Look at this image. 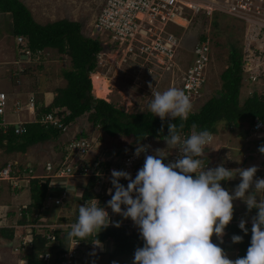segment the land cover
Returning a JSON list of instances; mask_svg holds the SVG:
<instances>
[{
  "label": "rangeland",
  "instance_id": "rangeland-1",
  "mask_svg": "<svg viewBox=\"0 0 264 264\" xmlns=\"http://www.w3.org/2000/svg\"><path fill=\"white\" fill-rule=\"evenodd\" d=\"M20 1L26 4V6L30 9L33 18L39 23H46L48 21L67 18L81 22L83 25L82 31L85 36H91L94 32L100 31V29L95 26V19L96 14L100 12L103 0ZM215 15H217L219 21L216 16H213L212 22L211 18H194L192 25L188 26L185 32L183 31L184 37L181 42V47L177 48L173 58L171 60H167L166 62H157L154 59L147 58L146 54L143 53L139 55L129 54L120 47L115 49H106L104 52H99L97 67L92 72L97 71L100 74L101 82L97 86L91 84L92 92L96 97H103L105 101L112 102L115 107H122L124 111L135 112L147 109L146 105L151 97V90L148 87L149 83H151L158 91H164L170 86L180 88L183 70L191 60V48L195 41L199 39V34L204 33L210 39L212 57L206 67L207 77L205 86L203 87V95L201 98L196 100V102L191 100L195 109V107L199 106V104L208 99L221 86L220 74L229 64L227 61L228 52L226 46L232 45L237 48L243 47V50L244 45L247 46V40L244 37V30L247 23L228 15L219 13H215ZM213 19H215L217 24L213 22ZM10 21L11 17L8 12L0 14V90L6 91L8 96L6 115L9 110V106L11 107V98L14 97V102L12 103L13 107L17 100L20 106L18 96L15 97L16 93H13L14 90H12L16 85L19 86L18 93L20 92L24 95L22 101H25L27 97L33 96L35 98V103L37 104V109H39L41 106H46L48 103H51L52 98L48 99L47 97H44L43 93H39V90L36 92L35 88L38 85H41V88H43L46 83L48 84L50 81L52 83L54 76L61 77L63 69L71 68L70 57L67 54H59L56 49L49 47L44 48L41 53L32 60L28 57H23V59L26 60L22 59L20 62L19 56H17V59L19 60L18 64L15 59L16 52L14 49L16 37L9 33ZM180 24L182 23L180 22ZM184 24L186 26L188 22H185ZM230 24L233 25V28H231ZM100 38V40L106 44L113 42V38L108 37V34L104 31L101 32ZM243 53V83L240 86L241 100H245L247 96H251L254 92L261 93V86L264 78L262 76L257 79L251 78V76H254L256 72V57L259 53L254 52L253 60L249 63L246 62L245 55L247 58H250L247 54L252 52L243 51ZM22 69L26 74V78L21 81L20 86V75ZM66 84L67 82L63 78L58 82V85L54 86L53 89L57 86L63 88ZM48 85L51 87L52 84ZM30 93L34 95H30ZM54 94L55 93L53 91L52 97ZM29 100L30 99H27L23 103L24 106L29 102ZM13 109L16 108L14 107ZM16 110L17 112L11 111L20 115V107ZM33 110H36L35 105L33 106ZM11 111H9L10 115L12 113ZM87 116V112L80 115L74 119V121L70 122L68 128V134L71 138L76 137L78 139L81 138L82 140H78L74 143H68L67 137L59 136L56 138H50L52 141L49 142L51 145L56 144V150L59 154L62 152L68 153L69 150L67 148L74 149L70 154V158L67 160L69 165H73L78 159H80L84 161L85 166H87V164H91V162H93V165L96 166L99 163V160H96V156L103 155V158H101L103 165L99 170V179L95 180L96 182L89 189V192L91 193L92 198L97 199L100 202V205L103 204V207H106V203L111 197L107 194V190L112 187L110 183L111 170L115 169L127 171L133 178L135 173H137L130 165L133 158L128 159V164L125 163V157L119 154L120 148L117 146L121 143L120 147L125 149L128 147V142L129 140L131 141L132 136H110L99 126H94L92 122H89ZM10 121V124L15 123L13 120ZM242 125V128L237 129V131H235V129L230 130L226 126L218 128V130L214 132L215 135L213 134L214 140L210 145L211 149H209V151L212 150V154H208V151V155H204L202 159H207L205 161L207 167H215L220 163H223L224 166L229 169L248 168L255 165L258 166L259 169L256 173V177L264 178V164L261 156L254 148L255 141L260 139L264 132L262 133L260 130L252 132L253 125H250L248 122H244ZM244 130H248L247 133H244ZM58 138L59 141L57 143ZM149 143L152 149H164L165 152L172 153V148H167L164 140L150 139L147 141V144ZM46 146L48 149L50 148L51 152V147L49 145ZM115 150L117 152H115ZM59 154L58 156H60ZM18 155L19 153L7 152L0 146V161L4 160L6 162L11 157L17 160ZM54 158L56 160V155ZM260 172L263 173V175H259ZM75 174L76 173H68L65 176L68 182H70V185L61 183L59 187H54L52 189L55 193L59 194L66 192L65 195H68L66 198H70L73 201V204L71 202V205L69 206V212L65 213L68 215V219H70L68 221L70 223H68V225H58L57 216L60 211L57 209L59 206L53 204L54 200L49 203L48 207L46 206L43 209L45 221L53 227L57 237L64 239V243H56L57 245H55L52 257L59 255L63 249H70L75 246L74 241L72 238H68L67 233L70 230L69 225L75 222L72 219L77 217L78 208L83 203H76V201L74 203L72 196H69L71 192L70 186L75 182L78 184H84L87 180L86 177L79 178L80 180L75 179ZM84 175L88 176V174ZM231 181L240 182L239 177ZM228 182L230 181H222L221 185H227ZM119 183L126 187L128 181L121 179ZM232 183L236 184L235 182ZM227 189L231 192L234 188ZM257 195L259 199H264V193H258ZM84 199L86 201L87 198ZM233 203L234 213L237 218L234 222L239 224L241 218H243L248 221V223H246L247 225H251L250 218L256 215L257 210L252 209L251 212H248L246 205L241 200H236ZM106 211H108L111 220L114 221L116 219V214H113L110 208H106ZM26 213H22L21 215L25 217L27 216ZM118 218L122 217L118 215ZM118 218L115 221H119L121 224L132 222L130 219L122 218L120 221ZM26 229L28 228L26 227ZM214 238L216 237L213 236L212 239ZM83 244L86 245L82 246ZM101 244L102 248L94 247L92 243L85 242L78 245L81 251H84L85 247L88 251L89 249L92 250L91 253L94 255V260L91 261L89 256L91 253H89L88 264H113V262H115V264H132L133 258L130 256L112 255L111 252L113 249V242L111 239H107L106 241L101 242ZM226 253L230 259H235L237 249ZM80 257L82 260L85 259L84 255H81ZM6 259L8 258L5 257L4 260Z\"/></svg>",
  "mask_w": 264,
  "mask_h": 264
},
{
  "label": "clouds",
  "instance_id": "clouds-1",
  "mask_svg": "<svg viewBox=\"0 0 264 264\" xmlns=\"http://www.w3.org/2000/svg\"><path fill=\"white\" fill-rule=\"evenodd\" d=\"M148 87L151 90V97L146 107L151 113L158 116L161 121L166 118L173 121L177 117L181 121L187 120L193 105L182 89L170 86L164 91H158L151 83ZM35 106L36 110L29 111L34 115L32 122L37 121L44 126L60 129L59 136L67 137L68 143L82 140L69 136L70 123L62 122V116L55 109L41 113L37 118L36 103ZM256 123L261 125L257 129L252 127V132L260 130L263 133V123L256 120L253 126ZM167 128L168 134L164 141L167 148H172V153H167L164 149H152L150 143L137 142L136 146L128 145L125 149L119 147L121 154L127 150L135 151L136 163L133 169L137 173L133 178L127 171L111 170L112 187L107 190V194L111 197L106 207H102L103 204L100 205L95 198L86 199V202L85 199L80 198L82 203H85L79 206L78 217L69 225L70 230L67 233L68 238H73L77 246L73 261L79 260L81 264L80 256L84 255L79 252L78 245H81L79 241L86 240L90 236L96 237L110 224L117 228L121 226V222L111 220L106 211V208H110L113 214L130 219L138 228L140 238L144 242L142 247L135 249L132 264H264V199H259L257 195L264 193V178L256 177L258 166L229 169L220 163L215 167H207L202 158L204 155L211 154L212 150L209 151V149L214 140V132L211 133L207 129L197 131L193 127L192 131H189V136L182 138L185 136V132L182 133L183 123L177 125L170 122ZM159 131H163V125ZM146 137L147 135L141 140ZM147 140H150V137ZM67 149L69 152H62L65 157L56 165L50 161L45 163V176L42 178L52 181L57 169L62 166L61 163L64 160L67 161L74 150ZM258 150L264 154V146L259 147ZM174 151L178 153L177 158L165 163L168 155L174 154ZM77 161L84 163L80 159ZM48 164L51 165L50 169H47ZM4 169H7V173H3ZM13 170L12 165H7L1 168L0 173L4 177L20 179V170ZM26 170L31 171L33 168L28 167ZM26 170L22 172V180L34 177L33 172L30 174ZM78 171L80 172L79 167L72 174L76 173V177L84 176ZM24 175L26 178L23 177ZM237 177L240 182L231 192L221 185L222 181H231ZM121 179L128 181L126 187L119 183ZM94 180H96L95 176ZM80 190L83 191V187ZM62 194L67 207L65 192L55 197ZM81 195L83 196L82 193ZM236 200H241L248 212L252 209H256L257 212L250 218L251 240L246 254L243 257L230 259L220 245L224 243L225 228L233 219V202ZM246 223L248 221L241 218L238 224L245 235L249 231ZM213 236L218 243L212 241ZM231 241L233 244L241 243L243 236L232 235ZM93 242L91 243L94 247L102 248L98 239ZM30 243L31 241L21 243L20 247ZM45 251L50 252L48 247ZM91 252L92 250L89 249L88 253ZM84 261H87L86 257Z\"/></svg>",
  "mask_w": 264,
  "mask_h": 264
},
{
  "label": "trees",
  "instance_id": "trees-1",
  "mask_svg": "<svg viewBox=\"0 0 264 264\" xmlns=\"http://www.w3.org/2000/svg\"><path fill=\"white\" fill-rule=\"evenodd\" d=\"M9 13L11 21L9 24V33L14 36H20V51L19 60L23 57H28L31 60L36 58L44 48H54L59 54H67L70 57L71 68L63 69L62 75L67 84L63 88H56L55 95L51 103L46 106H41L37 110V118L41 113L50 112L55 109L62 116L64 123H70L80 115L88 113L87 119L92 122L94 126H99L105 133L110 136L117 137V135H125L126 137L132 136L129 140V146H136L137 142L147 143L146 138L141 140L144 136H149L150 139L164 140L168 134V123H175L179 125L184 124L182 133L185 132V138L189 136L193 127L197 131L204 129L209 130L211 133L215 132L216 125L223 123L230 130L241 129L244 122L253 125L256 120H260L264 126V97L262 94L254 92L251 96H247L245 100H241L240 86L243 83L242 75L243 68L242 62L244 58L243 47L237 48L229 45L228 52V66L220 74L221 86L214 92L208 99L203 101L199 106L192 108L187 120L181 121L179 117L173 121L167 118L164 121L158 116H155L148 109L138 110L135 112L124 111L122 107H115L112 102H107L103 97H95L92 93L91 77L92 72L97 67L98 53L106 51V49H114L112 44H104L98 33H93L91 36H85L82 28L83 25L77 20H70L62 18L46 23H39L34 18L30 9L20 0H0V14ZM217 20L219 21L217 15ZM212 16V18H213ZM211 18V22H212ZM213 22L217 24L215 19ZM231 28L233 25L230 24ZM178 33L183 34V31L188 28L175 27ZM231 32V31H230ZM184 37V34H183ZM198 38L204 40L206 34L200 33ZM26 60V59H23ZM90 73V74H89ZM21 74H25L22 69ZM26 75V74H25ZM103 98V99H101ZM196 102V101H194ZM194 109V110H193ZM39 114V115H38ZM25 127V132L17 134L14 132L15 126H8L5 132L0 128V146L7 152L21 151L24 152L28 146L37 142L45 141L49 138H56L60 135V129L53 126H44L41 123L30 122L21 124ZM163 125V131H159ZM248 130H244L247 133ZM264 132V128H263ZM121 137V136H120ZM120 139V138H118ZM3 140H6L4 143ZM121 143L117 146L120 147ZM254 146V145H253ZM264 146V134L260 139L255 141V151L261 156L264 164V154L259 152V147ZM253 151V150H252ZM176 153V151H174ZM103 155H97L96 160L99 163L94 166L93 162L87 164L93 172L99 171L103 165ZM168 157L164 161L168 162ZM79 169L85 166L83 162H79ZM31 167L29 165L24 166ZM134 168V167H133ZM30 174L34 170H26ZM263 175V173H259ZM83 184L84 198H91L89 189L93 186L95 180L93 175H89ZM30 194L31 203L30 208L37 213L46 207L47 200V186L48 178H30ZM235 182L236 184L232 183ZM232 183V184H231ZM239 182L230 181L226 188H234ZM69 205L68 202H65ZM30 210L26 208V210ZM24 210V209H23ZM24 210L23 213H26ZM27 215V214H26ZM22 217H24L22 215ZM38 216L34 217L36 220ZM78 217V216H77ZM77 217L72 220L76 221ZM39 218V217H38ZM117 219V218H116ZM120 221L122 218H118ZM58 221L68 220L66 217L58 216ZM237 220L236 214H233L232 221L225 228V235L223 237L224 243L220 245L225 252L237 249L235 258L243 257L246 254L247 248L250 246L251 240V225L246 227L249 229L248 234L245 235L234 222ZM20 221H24L20 220ZM121 224V223H120ZM232 235L243 236V241L238 244H233L231 241ZM13 233L8 234L12 238ZM46 234H33V240L24 249V258L27 259V264H45L46 262L40 256L41 252L48 248L55 247L56 241L49 240ZM98 239L104 242L111 239L113 242L112 255H125L134 258V251L137 247L143 246V240L140 238L138 228L131 223L121 224L120 227L110 226L103 229L99 234L90 236L86 240H81L85 243H91ZM59 242V237L56 236ZM61 240V239H60ZM55 244L53 245V242ZM214 243H218L217 239H212ZM61 242V241H60ZM49 251H51L49 249ZM81 259V257H80ZM61 256L56 259V264H59ZM84 260H81L83 263Z\"/></svg>",
  "mask_w": 264,
  "mask_h": 264
},
{
  "label": "built area",
  "instance_id": "built-area-1",
  "mask_svg": "<svg viewBox=\"0 0 264 264\" xmlns=\"http://www.w3.org/2000/svg\"><path fill=\"white\" fill-rule=\"evenodd\" d=\"M215 13L228 15L247 23L244 30L247 46L244 45V51H251L252 53L247 54L250 58L245 55V59L249 63L253 60L254 52H258L255 65L256 72L251 78L264 77V0H103L100 12L96 14L95 19V26L100 31L94 33L101 35L102 31L106 32L108 37L113 38V42L109 44H112L114 49L120 47L129 54L139 55L143 53L146 54L147 58L161 63L171 60L176 49L181 47L183 34L178 33L175 27H182L183 25L175 20L176 16L185 19L188 21L187 26H191L194 18H212ZM20 41V36H17L15 46H18L19 51ZM211 53V42L207 35L204 40H196L191 48V60L183 70L180 87L190 100L203 95V87L207 77L206 67L211 60ZM261 94L264 97V78ZM29 99L28 110L33 111L35 98L31 96ZM7 104V93L0 90V126H7L9 123L3 118ZM14 107L19 109L20 106L17 101ZM16 109L15 111H17ZM260 125V123L254 124L253 129L259 128ZM25 130V127L20 123L14 127V132L17 134L25 132ZM115 152L117 151L115 150ZM134 152L127 150L123 154L119 153L125 157V163L128 162V159L133 158L130 164L132 168L134 167L133 164L136 163V157L133 156ZM177 155L178 153L168 155V161H174ZM68 163L66 160L61 163L62 166L57 169L56 176L64 177L68 173L78 170V161L73 165ZM50 168L51 165L48 164L47 169ZM3 173H7V169H4ZM78 173L81 175L88 174V176L94 174L96 180L99 179V171L94 173L88 166H84ZM63 199L64 194L53 197L55 203L65 207ZM117 217L118 215L115 216V218ZM46 237L49 240L56 238L53 234H47ZM76 249L77 246H73L69 251L64 252L59 264H71ZM42 257L49 259L45 255Z\"/></svg>",
  "mask_w": 264,
  "mask_h": 264
},
{
  "label": "crops",
  "instance_id": "crops-1",
  "mask_svg": "<svg viewBox=\"0 0 264 264\" xmlns=\"http://www.w3.org/2000/svg\"><path fill=\"white\" fill-rule=\"evenodd\" d=\"M16 47V48H15ZM15 59L17 60V56H19V49L17 46H15ZM19 64V60L16 61ZM92 73V72H91ZM20 86H21V81L25 80V74H21L20 75ZM63 79V77H56L54 76L53 81L51 83L48 84H52L51 87L46 83L43 88H41V85H38L35 90L36 92L39 90V93H43L44 97L52 98V94L53 91L55 93V89L59 88L60 86H57L54 88V86L58 85V82L61 81ZM58 81V82H57ZM66 81V80H65ZM67 82V81H66ZM47 88H51V89H47ZM12 90L13 93H16L15 97L18 96V99L20 101V115L18 113H13L17 112L15 111V109H13V105L12 103L14 102L13 98H11L10 100V104L11 107L9 106V110L7 112V115H4L3 118H5L9 123L5 128H2V132L6 131V128L10 125L14 126L16 124H18L19 122H25V123H30L32 122V120L34 119V115L31 114L29 112V110L26 111L27 109V105L28 103L24 106V102L29 99V97L26 98V100L22 101V99L24 98V95H22L23 93H20L19 96V86L16 85L15 88H13ZM20 91H21V87H20ZM92 91V90H91ZM93 93V92H92ZM9 94V93H8ZM94 94V93H93ZM10 95V94H9ZM29 95V93H28ZM30 95H34L31 94ZM42 95V96H43ZM51 100V101H52ZM50 101V102H51ZM49 104V103H48ZM47 104V105H48ZM37 105V104H36ZM12 110V111H11ZM9 111H11V115L9 114ZM37 115V112L36 114ZM10 120L15 121V123L10 124ZM221 126H223V123H219L218 125H216V129L218 130V128H221ZM216 130V131H217ZM235 131H237V129H235ZM215 135V133H214ZM49 141L52 140H46L43 142H37L31 146H28L26 148V150L24 152L21 151H12L13 153H19V155L17 156V160L14 159L13 157H11L10 159H8L6 162L4 160L0 161V170L1 168H4L7 165H12L14 167L13 171H16L17 169L20 170V179H18V177H4L2 176L0 173V238L1 239H5V241L8 243L7 245H2L0 246V264H27V259L24 258L23 254H24V249L26 246L20 247L21 243H25L27 241H32L33 240V234H53L55 235V232L53 230V227L51 225H49L46 221H45V215H44V211H42V209L40 210L39 213H37L35 210L31 209L30 210H26V208H30V203H31V194H30V182L29 179H25L22 180L21 179V175L22 172L24 171L26 165H29L33 168V176L36 178H42L45 176V170H44V165L46 162L50 161L53 165H56L57 163H59L60 161H62L64 159V155H62V153H58L56 150V144L55 145H51V143ZM59 139H57V143H58ZM3 142L5 143L6 140H3ZM56 142V141H53ZM46 145H49L52 149V151L50 152V148L48 149ZM59 146V145H58ZM60 147V146H59ZM6 153V152H5ZM58 154L60 156H58ZM212 154V152H211ZM56 155V160L54 158V156ZM59 157V158H58ZM204 162L207 159H203ZM28 168V167H26ZM24 178L25 175L23 176ZM82 177H88V176H81V177H75V179H79ZM63 180V181H61ZM80 180V179H79ZM61 183H66V185H70V182H68L67 178L61 177V176H53L52 181L48 182V186H47V196H49L46 200V206H49V203L51 201H53V197H55V195L59 194V193H55L52 189L54 187H59ZM83 184V183H82ZM82 184H78L77 182H75L73 185L70 186L71 188V192L69 194V196H72L74 203L76 201V203H81L82 201L80 200L81 198V193L82 191H80V189L83 187ZM66 193V192H65ZM68 197V195H66ZM66 202L69 203V205L66 204L67 207H62V205L54 203V205L59 206L58 211H60L58 213V216H65L66 219H68V215H66L65 213L69 212V206L71 205V202L73 204V201L70 198H67ZM45 207V206H44ZM26 210L25 212H27V216L22 217V213L24 212V210ZM44 209V208H43ZM32 212V213H31ZM64 212V213H62ZM37 217L36 220H33L34 217ZM57 216V217H58ZM77 216H78V211H77ZM24 221H20L23 220ZM70 220V219H68ZM68 220H63V221H58V225L62 224V225H68V223H70ZM42 221V222H41ZM26 227L28 229H26ZM24 231V232H23ZM64 232V231H62ZM13 233L12 238L8 237V234ZM56 237V235H55ZM67 237V236H66ZM65 238V237H63ZM59 238V243L62 244L64 243V239ZM68 239V238H66ZM73 239V238H72ZM56 243L58 242L55 238ZM55 241L53 242V245L55 244ZM61 241V242H60ZM74 241V239H73ZM83 241H79L78 243H82ZM27 246H29V244H26ZM86 244H83L82 246H84ZM54 246L53 248H49L51 251L50 252H46L44 250V252H41V256H47L50 257V259L47 258H43L44 261L46 262L45 264H56V259L61 256L62 259V254L67 251V249H63L59 255L52 257L53 254V250H54ZM79 252L81 254H83L87 259V261H83V263L81 264H88L89 260H88V249L85 247L84 251L79 250ZM91 261L94 260V255H92V253L89 255ZM7 257L8 259L4 260V258ZM73 263H77L80 264L79 260L73 261Z\"/></svg>",
  "mask_w": 264,
  "mask_h": 264
},
{
  "label": "bare ground",
  "instance_id": "bare-ground-1",
  "mask_svg": "<svg viewBox=\"0 0 264 264\" xmlns=\"http://www.w3.org/2000/svg\"><path fill=\"white\" fill-rule=\"evenodd\" d=\"M175 20L178 22V23H182L181 25H183V26H185V22H188V21H186L185 19H183V18H180L179 16H176L175 17ZM187 26V25H186ZM185 26V27H186ZM91 80H92V84H94V86H97V85H99L100 84V82H101V76H100V74L97 72V71H94V72H92L91 73Z\"/></svg>",
  "mask_w": 264,
  "mask_h": 264
},
{
  "label": "water",
  "instance_id": "water-1",
  "mask_svg": "<svg viewBox=\"0 0 264 264\" xmlns=\"http://www.w3.org/2000/svg\"><path fill=\"white\" fill-rule=\"evenodd\" d=\"M146 139H149V136L146 137ZM8 243L5 241V239L0 238V246L7 245Z\"/></svg>",
  "mask_w": 264,
  "mask_h": 264
}]
</instances>
